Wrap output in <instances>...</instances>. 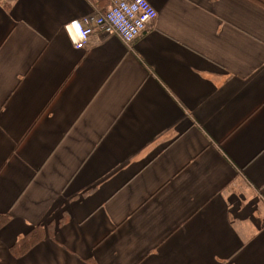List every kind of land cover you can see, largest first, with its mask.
I'll list each match as a JSON object with an SVG mask.
<instances>
[{
	"label": "crops",
	"instance_id": "1",
	"mask_svg": "<svg viewBox=\"0 0 264 264\" xmlns=\"http://www.w3.org/2000/svg\"><path fill=\"white\" fill-rule=\"evenodd\" d=\"M115 1L0 0V264H264V0Z\"/></svg>",
	"mask_w": 264,
	"mask_h": 264
},
{
	"label": "built area",
	"instance_id": "2",
	"mask_svg": "<svg viewBox=\"0 0 264 264\" xmlns=\"http://www.w3.org/2000/svg\"><path fill=\"white\" fill-rule=\"evenodd\" d=\"M156 17L146 0L115 1L103 13L70 22L65 30L77 50L85 48L95 32L114 36L130 46Z\"/></svg>",
	"mask_w": 264,
	"mask_h": 264
},
{
	"label": "trees",
	"instance_id": "3",
	"mask_svg": "<svg viewBox=\"0 0 264 264\" xmlns=\"http://www.w3.org/2000/svg\"><path fill=\"white\" fill-rule=\"evenodd\" d=\"M8 220V215L0 216V227L5 226ZM51 226L52 225H49L46 228H33L27 235H25L15 245L11 247V253L17 258L25 255L33 247L39 244L47 236V234H50L52 232Z\"/></svg>",
	"mask_w": 264,
	"mask_h": 264
}]
</instances>
